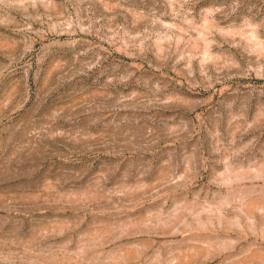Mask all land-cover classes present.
I'll use <instances>...</instances> for the list:
<instances>
[{"label": "rangeland", "instance_id": "1", "mask_svg": "<svg viewBox=\"0 0 264 264\" xmlns=\"http://www.w3.org/2000/svg\"><path fill=\"white\" fill-rule=\"evenodd\" d=\"M0 264H264V0H0Z\"/></svg>", "mask_w": 264, "mask_h": 264}]
</instances>
